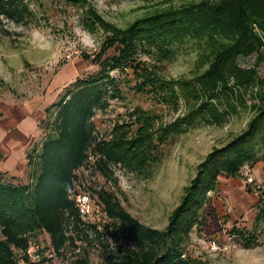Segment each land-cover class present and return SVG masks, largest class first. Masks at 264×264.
Returning <instances> with one entry per match:
<instances>
[{"label": "trees", "instance_id": "trees-1", "mask_svg": "<svg viewBox=\"0 0 264 264\" xmlns=\"http://www.w3.org/2000/svg\"><path fill=\"white\" fill-rule=\"evenodd\" d=\"M21 19L18 0H0V24L3 20L19 23ZM99 20L111 36L115 34L111 44H100L97 64L101 69L74 80L54 107L46 133L26 154L29 181L14 183V176L5 177L6 172L0 171V264H92L86 246L92 247L94 242L103 246L101 235H110L119 243L104 252L103 264H198L188 249L190 235L204 224L203 211L211 202L209 193L218 191L219 177L239 175L244 167L264 159V154L259 155L264 150V80L259 76L264 63V0H191L136 18L124 29ZM186 43L200 50L198 62L203 70L178 82L193 91V97L185 100L188 113L160 129L157 140L163 142L173 129H188L201 118L222 124L229 109L234 111L235 100L253 115L239 134L225 145L213 147L197 164L163 229L142 224L113 192L89 186L110 219L100 233L95 225L82 222L68 195L80 168L91 167L109 178L112 166L127 165L128 150L121 144V135L99 136L94 123L96 112L108 107L119 92L114 79L103 72L104 66L118 56L129 61L143 46L163 51ZM110 49L116 53L109 55ZM221 103H227L229 109L222 110ZM149 119L153 118L145 117V121ZM232 231L246 236L247 244L257 243L253 232ZM41 233L43 240L39 239ZM34 242L43 244L37 251L38 261L27 255Z\"/></svg>", "mask_w": 264, "mask_h": 264}, {"label": "rangeland", "instance_id": "rangeland-1", "mask_svg": "<svg viewBox=\"0 0 264 264\" xmlns=\"http://www.w3.org/2000/svg\"><path fill=\"white\" fill-rule=\"evenodd\" d=\"M187 1L191 0H18L22 21L3 20L0 24V112L4 114L0 139L3 130L18 122V131L11 138L13 145L30 150L46 133L52 111L70 84L100 71V44H111L115 34L111 36L99 18L124 29L136 18ZM159 51L143 46L129 61L118 56L104 66L103 72L114 79L119 92L108 107L96 112L94 123L99 136L121 135V144L128 150L127 165L112 166L109 178L87 167L79 174L87 187L113 192L142 224L163 229L197 164L213 147L223 146L239 134L253 113L236 100L234 111L221 103L222 110L229 109L222 124L201 118L188 129H173L168 139L160 142V129L184 117L188 113L185 100L193 97V91L178 82L192 79L203 67L196 45L173 44ZM115 53L108 51L109 55ZM259 76L264 80V63ZM258 91L256 88L252 93ZM245 99L247 104L251 102L249 95ZM148 115L153 119L145 121ZM9 140L3 145H12ZM262 172L264 159L244 167L239 175L219 177L218 191L209 193L211 202L203 211L204 224L190 235L188 249L198 264H264V183L259 189L246 184L248 175L259 182ZM20 173L6 172L5 177L14 176V183H27V166H22ZM233 228L253 232L257 243L247 244L246 236L234 233ZM108 236L107 242L116 248L119 243ZM43 238L44 234H39V239ZM212 238L218 241L219 249L209 248ZM92 247L91 263L103 264L107 245L102 250Z\"/></svg>", "mask_w": 264, "mask_h": 264}, {"label": "built area", "instance_id": "built-area-1", "mask_svg": "<svg viewBox=\"0 0 264 264\" xmlns=\"http://www.w3.org/2000/svg\"><path fill=\"white\" fill-rule=\"evenodd\" d=\"M85 166L80 168L76 174L78 175V180L75 182L74 188L71 190L69 193L68 197L69 199L73 200L76 208L78 210V214L82 220V222L86 225H95L97 230L102 233L103 232V226L105 224H108L110 219L108 218L104 206L102 202L99 200V198L93 194L88 187L84 184L82 181L81 175L79 174V171L85 170ZM89 171H91V167L86 168ZM247 183L248 185L252 186L255 189H259L264 183V172L261 173V178L260 181L257 182L253 176L248 175L247 178ZM262 184V185H261ZM97 189H100L101 187H95ZM108 235L107 236H102L100 237V241L102 242L103 245H107V250L110 249H115L113 245L111 246L108 240ZM111 237V236H110ZM112 241V240H111ZM99 242H94L93 245L96 246V249H103L104 247L102 245H99ZM112 244V242H111ZM110 245V246H108ZM86 246V244H85ZM208 246L211 250H217L220 248L218 241L215 238H212ZM43 247V244L40 245L39 243H32L29 248L27 249V255L30 258L31 261H38L40 258V255L37 254V251ZM92 249H94L92 247ZM226 249V247H225ZM86 250L89 253L90 259H91V247L86 246ZM77 252H80L79 249ZM192 254V252H190ZM52 253L49 254V257H52Z\"/></svg>", "mask_w": 264, "mask_h": 264}, {"label": "crops", "instance_id": "crops-1", "mask_svg": "<svg viewBox=\"0 0 264 264\" xmlns=\"http://www.w3.org/2000/svg\"><path fill=\"white\" fill-rule=\"evenodd\" d=\"M4 118V114L0 112V122ZM19 125L18 122H14L11 127L7 130L2 131V136L0 139V171L10 172L14 175H20L22 166H26V154L29 151L28 146H21L18 148L14 146V139H11L18 131ZM11 135V136H10ZM10 137V142L12 145L8 146L3 145V141L7 140ZM20 147V146H19Z\"/></svg>", "mask_w": 264, "mask_h": 264}]
</instances>
